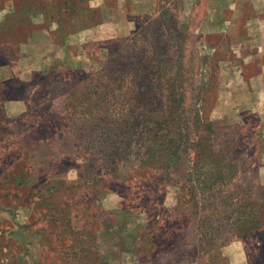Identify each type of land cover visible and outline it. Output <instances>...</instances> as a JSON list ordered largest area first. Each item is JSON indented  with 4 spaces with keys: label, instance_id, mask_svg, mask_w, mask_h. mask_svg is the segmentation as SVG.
<instances>
[{
    "label": "rangeland",
    "instance_id": "1",
    "mask_svg": "<svg viewBox=\"0 0 264 264\" xmlns=\"http://www.w3.org/2000/svg\"><path fill=\"white\" fill-rule=\"evenodd\" d=\"M256 2L0 0V264H264Z\"/></svg>",
    "mask_w": 264,
    "mask_h": 264
},
{
    "label": "crops",
    "instance_id": "2",
    "mask_svg": "<svg viewBox=\"0 0 264 264\" xmlns=\"http://www.w3.org/2000/svg\"><path fill=\"white\" fill-rule=\"evenodd\" d=\"M256 6L260 9L255 8L252 15L247 16L241 11V37L248 38L249 42V45L241 46V78L251 84L261 98L259 104L264 105V0H257Z\"/></svg>",
    "mask_w": 264,
    "mask_h": 264
},
{
    "label": "trees",
    "instance_id": "3",
    "mask_svg": "<svg viewBox=\"0 0 264 264\" xmlns=\"http://www.w3.org/2000/svg\"><path fill=\"white\" fill-rule=\"evenodd\" d=\"M164 13L167 14L168 12H167V11H164ZM157 74H158V73H155V72H154L152 75H153V77H154V76H156ZM155 131H156V132H160V131H162L159 122H155ZM174 155H175V154H174ZM174 155H173V156H174ZM174 159H178V157H177V156H174Z\"/></svg>",
    "mask_w": 264,
    "mask_h": 264
}]
</instances>
